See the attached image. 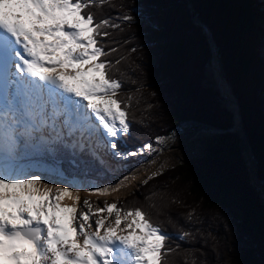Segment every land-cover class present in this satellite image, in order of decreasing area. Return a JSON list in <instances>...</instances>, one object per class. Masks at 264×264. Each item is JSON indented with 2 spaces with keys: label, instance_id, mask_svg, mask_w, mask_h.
<instances>
[{
  "label": "trees",
  "instance_id": "trees-1",
  "mask_svg": "<svg viewBox=\"0 0 264 264\" xmlns=\"http://www.w3.org/2000/svg\"><path fill=\"white\" fill-rule=\"evenodd\" d=\"M89 11L97 22L109 18L123 29H105L111 35L100 40L106 51L118 49L101 59L113 62L120 98L132 97L131 129L118 149L155 145L184 126L214 132L202 155L158 172L117 206L142 208L171 237L170 247L180 245L168 264H185L186 256L190 264L186 249L196 264H264V0H111ZM124 14L134 20L123 22ZM195 22L210 31L242 130L234 129L211 71V46ZM183 231L192 235L180 240Z\"/></svg>",
  "mask_w": 264,
  "mask_h": 264
},
{
  "label": "snow or ice",
  "instance_id": "snow-or-ice-1",
  "mask_svg": "<svg viewBox=\"0 0 264 264\" xmlns=\"http://www.w3.org/2000/svg\"><path fill=\"white\" fill-rule=\"evenodd\" d=\"M110 2L0 0V264H168L179 252L180 245L170 247L171 237L142 208L106 203L93 211L84 199L82 211L80 192L73 191L81 185L17 174L24 170L21 146L51 143L94 156L103 144L122 159L140 154L118 150V139L131 129L132 97L120 98L122 83L110 75L113 62L101 59L118 50L106 51L100 43L111 35L105 29L122 26L109 18L97 22L89 11ZM145 148L155 150L152 144ZM122 185L88 191L108 195ZM191 235L183 231L178 238ZM185 252L196 264L195 253Z\"/></svg>",
  "mask_w": 264,
  "mask_h": 264
},
{
  "label": "rangeland",
  "instance_id": "rangeland-1",
  "mask_svg": "<svg viewBox=\"0 0 264 264\" xmlns=\"http://www.w3.org/2000/svg\"><path fill=\"white\" fill-rule=\"evenodd\" d=\"M195 23L197 24V22ZM211 71L216 81V85L220 91L221 87L218 84L217 75L214 73L212 67H211ZM229 90L230 93L228 94V96L225 93L224 95L233 100V94L231 92V88ZM224 99L226 100L227 108L233 111L235 107L233 102H229L226 98ZM234 129L236 130L238 129V127L234 126ZM213 134H214L213 131H205V130L194 131L192 127L184 126L181 128L179 132H176L169 137H163L165 138L163 144L158 143L156 140V144L152 145L153 149H155L154 151H148L145 147L143 148L138 147L135 151H131V152H139L140 154L136 156H128L126 159H122L114 155L112 150H110L109 148L107 150L100 145L103 148V151L99 149L98 150L99 153L104 154L102 159L110 161L109 163L113 165V168L111 169L113 172L111 173L112 174L111 175L106 172L105 169L107 167L105 168L103 166H100V164L94 163L97 167L103 169L102 176L103 177L105 176L107 179L109 178L106 184L103 186L110 184L113 187H115L116 184L119 183V181H125V177L128 178L126 179V181H129L130 179H133L135 181L134 183H131L130 186L127 187L126 189L119 188L118 191H114V192L112 191L108 195L93 196L92 194L89 193L82 195L79 210L87 211V208L83 206L84 199L89 200L90 204L92 205L93 211H95L96 208L98 207H103L106 203L107 204L116 203L120 199L127 197L130 191H134L135 189H137L141 184H143L145 180L149 179V177H152L153 173H158L166 168L176 165L177 163L186 162L191 157L202 155L206 138L211 137ZM44 148L45 149L47 148V144L44 146ZM118 150L122 153H127V151L123 149H118ZM48 155L50 156V154ZM105 155L109 159H107ZM246 155L247 153H245L246 164L250 165L252 168V164L250 163V159H251L250 154L248 160L246 158ZM251 176L252 179L250 180V182L253 185H255L257 190L259 189L258 191H260V186L257 184V180L253 178L252 174L250 175V177ZM92 183L93 185H96L95 181H93ZM100 183L103 182L100 181ZM187 201H189L188 196L185 197L184 199L185 205H183V207L188 206ZM103 215H107V213L105 212L103 213Z\"/></svg>",
  "mask_w": 264,
  "mask_h": 264
},
{
  "label": "bare ground",
  "instance_id": "bare-ground-1",
  "mask_svg": "<svg viewBox=\"0 0 264 264\" xmlns=\"http://www.w3.org/2000/svg\"><path fill=\"white\" fill-rule=\"evenodd\" d=\"M213 64L215 68L219 69L218 63H215L214 61ZM229 89V86L226 83H223L222 93H225L228 96L230 93ZM228 99L230 100L229 97ZM45 145L46 144L21 146L19 156L20 163L23 165L24 170L23 172L17 173L18 175H27L29 173L40 174L45 183H55L57 186H68L69 183L81 185L79 188L74 187L73 191L78 190L82 198V195L89 193L88 189L90 187H102L109 179L102 176L103 169L97 167L95 164H100V166L105 168L107 167L105 170L108 174L113 172L111 170L113 165L109 163L110 161L102 159L104 154L99 153V150L103 151V148L101 147L103 146L102 144L96 148L94 156L91 153L83 155L79 153L78 149L60 147L51 143H48L47 148L45 149ZM104 148L108 150V148ZM47 153L50 154L51 157ZM105 157L109 159L106 155ZM93 181L96 182V185H93ZM100 181L103 183H100ZM134 181L135 180L133 179H130L129 181L125 180L120 188L126 189L131 183H134ZM111 192L112 191L110 190V193ZM92 195L98 196L100 194ZM64 203L69 204L71 201L65 198Z\"/></svg>",
  "mask_w": 264,
  "mask_h": 264
},
{
  "label": "water",
  "instance_id": "water-1",
  "mask_svg": "<svg viewBox=\"0 0 264 264\" xmlns=\"http://www.w3.org/2000/svg\"><path fill=\"white\" fill-rule=\"evenodd\" d=\"M189 7L191 8V5H189ZM198 25H200L202 28H203V32L205 34V36L207 37L208 41H209V44L211 46V49H212V57H211V67L214 71V73L217 75V79H218V84L220 85V92L222 94V96L224 98H226L229 102H233L235 104V107H234V110H233V113H234V126H237L239 129H243V126H242V120H241V115H240V110H239V105H238V102L237 100L234 98L233 96V100L232 99H228V97H226L223 93H222V85L223 83L227 84L229 86V88H231L230 84L226 81L225 79V76L220 72L219 69L215 68L213 62L215 61V63H218V56H217V50H216V47L213 43V41L211 40V34H210V31L207 27H205L204 25L200 24V23H197ZM243 137H245V142H246V158L247 160L249 159V154H250V146L249 144L247 143L246 141V135L245 133L243 132L242 133ZM251 179H252V176H251ZM260 194L261 196L264 198V192L260 191Z\"/></svg>",
  "mask_w": 264,
  "mask_h": 264
}]
</instances>
